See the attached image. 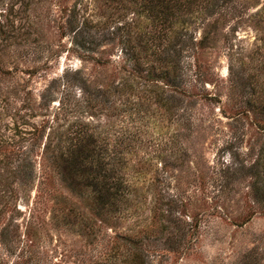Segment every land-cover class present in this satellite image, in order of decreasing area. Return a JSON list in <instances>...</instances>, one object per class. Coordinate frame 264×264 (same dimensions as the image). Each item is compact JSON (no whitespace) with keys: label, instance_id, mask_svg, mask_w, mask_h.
<instances>
[{"label":"trees","instance_id":"obj_1","mask_svg":"<svg viewBox=\"0 0 264 264\" xmlns=\"http://www.w3.org/2000/svg\"><path fill=\"white\" fill-rule=\"evenodd\" d=\"M158 4L155 15L147 8L159 19L160 51L149 44L154 36L141 33L138 50L130 53L136 74L122 78L114 90L110 83L94 86L72 67L50 78L37 96L27 88L0 89V264H158L162 257H178L189 249L190 239L183 238L193 227L178 224L187 223L180 210L184 199L171 189L166 172V166L184 160L183 141L194 131L193 114L187 113L191 107L183 103L197 96L193 87L205 82L197 57L215 40L219 20L240 23L249 5L260 4L247 20L264 25V2ZM80 11L76 1L62 34L70 36L80 56L101 64V57L92 54L100 53L110 38L108 21ZM0 34L6 30L0 28ZM184 54L192 58L187 67ZM228 69H233L231 62ZM168 88L173 89L171 96ZM117 94L136 96V114L155 104L162 120L154 143L143 141L139 124L111 132L108 120L96 121L103 112L109 115ZM166 123L175 125L169 136ZM47 225L75 238L78 247L69 249L62 242L59 258H50Z\"/></svg>","mask_w":264,"mask_h":264},{"label":"rangeland","instance_id":"obj_2","mask_svg":"<svg viewBox=\"0 0 264 264\" xmlns=\"http://www.w3.org/2000/svg\"><path fill=\"white\" fill-rule=\"evenodd\" d=\"M76 1L81 14L108 21L110 38L100 53L92 54L101 57V64L80 56L70 36L62 34ZM260 6L249 5L240 23L219 20L215 40L197 57L205 82L193 87L197 96L183 103L191 107L187 113L193 114L194 131L183 141L187 153L181 164L166 166L171 189L184 199L180 210L187 214V223L178 224L193 227L183 238L191 244L185 254L162 257L158 264H264V25L247 20ZM147 7L155 15L158 0H0V28L6 30L0 34V72L8 71L0 73V89L27 88L37 96L50 78L72 67L94 86L110 83L114 90L122 78L136 74L130 53L138 50L141 33L154 36L152 50L161 49L159 19ZM168 54L171 60L173 49ZM184 55L187 67L192 58ZM166 94L171 96L173 89ZM130 96H113L109 115L103 112L96 121L108 120L111 132L139 124L143 141L154 143L160 137V112L150 103L144 106L146 112L136 114V96ZM165 125L166 135L175 132L174 123ZM19 206L24 208L23 203ZM45 234V249L54 260L62 242L69 249L79 245L50 225Z\"/></svg>","mask_w":264,"mask_h":264}]
</instances>
